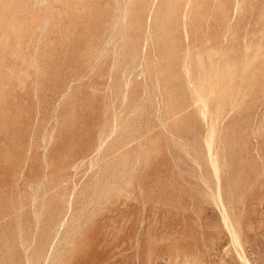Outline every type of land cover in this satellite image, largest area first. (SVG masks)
I'll return each mask as SVG.
<instances>
[{
    "label": "rangeland",
    "instance_id": "374dc122",
    "mask_svg": "<svg viewBox=\"0 0 264 264\" xmlns=\"http://www.w3.org/2000/svg\"><path fill=\"white\" fill-rule=\"evenodd\" d=\"M171 2L0 0V264H264V0Z\"/></svg>",
    "mask_w": 264,
    "mask_h": 264
},
{
    "label": "bare ground",
    "instance_id": "6f19581e",
    "mask_svg": "<svg viewBox=\"0 0 264 264\" xmlns=\"http://www.w3.org/2000/svg\"><path fill=\"white\" fill-rule=\"evenodd\" d=\"M144 1H145V0H144ZM165 1H166V0H165ZM175 1H177V0H175ZM181 1H182V0H181ZM186 1H187V0H186ZM189 1H190V0H189ZM193 1H194V2H193ZM198 1H199V0H198ZM200 1H202V0H200ZM138 2H139V1H138ZM141 2H142V1H141ZM191 2H193L194 5H197V4H195V3H197L196 0H191ZM235 2H236V1H235ZM9 3H10V2H9ZM139 3H140V2H139ZM143 3H144V2H143ZM168 3H170V1H169ZM168 3H167V4H168ZM172 3L175 4V2H173V0H172V2H171V6H172ZM184 3H185V5H186L187 2H184ZM198 3H199V2H198ZM201 3H202V2H201ZM10 4H13V3H10ZM179 4H180V3H179ZM181 4H183V3H181ZM5 5H6V4H5ZM139 5H141V4H139ZM152 5H153V4H152ZM168 5H169V4H168ZM175 5H176V4H175ZM177 5H178V3H177ZM142 6H143V5H142ZM178 6H180V5H178ZM188 6L190 7V5H188ZM233 6L236 7V3H235V5H233ZM10 7H11V6H10ZM173 7H174V6H173ZM180 7H182V6H180ZM192 7H196V6H192ZM4 8H5V7H4ZM136 8H138V7H136ZM145 8H146V7H145ZM151 8H153V7H151ZM177 8H178V7H177ZM183 8H184V6H183ZM198 8H199V7H198ZM179 9H180V8H179ZM189 9H190V8H189ZM202 9H203V8H202ZM220 9H221V8H220ZM9 10H10V8H9ZM135 10H136V9H135ZM148 10H149V9H148ZM150 10H151V9H150ZM170 10H171V12H172V9H170ZM182 10H183V9H182ZM234 10H235V9H234ZM234 10H233V11H234ZM4 11H5V10H4ZM7 11H8V9H7ZM141 11H142V9H141ZM154 11H155V10H154ZM173 11H174V10H173ZM177 11H178V10H177ZM180 11H181V10H180ZM183 11H184V10H183ZM197 11H198V10H197ZM5 12H6V11H5ZM5 12H4V14H5ZM147 12H148V11H146V13H147ZM151 12H152V11H151ZM155 12H157V11H155ZM155 12H154V13H155ZM192 12H193V11H192ZM200 12H202V11H200ZM210 12H211V11H210ZM220 12H222V11L220 10ZM262 12H263V11H262ZM6 13H7V12H6ZM133 13H134V12H133ZM144 13H145V12H144ZM148 13H149V12H148ZM176 13H177V12H176ZM183 13H184V12H182V15H181L182 17H183ZM222 13H223V12H222ZM222 13H221V14H222ZM10 14H11V13H10ZM200 14H202V13H200ZM204 14H205V12H204ZM234 14H235V13H233V15H234ZM142 15H143V14H142ZM151 15H152V13H151ZM157 15H158V14H157ZM184 15H186V14L184 13ZM188 15H189V14H188ZM188 15H186L187 18H188ZM222 15H223V14H222ZM224 15H225V14H224ZM143 16H144V15H143ZM205 16H206V15H205ZM134 17H135V16H134ZM202 17H203V16H202ZM232 17H233V16H232ZM258 17H259V16H258ZM124 19H125V18H124ZM138 19H139V18H138ZM138 19H137V20H138ZM221 19H222V18H221ZM181 20H182V19H181ZM186 20H187V19H186ZM140 21H141V20H140ZM140 21H139V22H140ZM183 21H184V20H183ZM183 21H182V23L185 25V23H184ZM190 21H191V20H190ZM30 22H31V21H30ZM173 22H174V21H173ZM197 22H198V21H197ZM175 23H176V22H175ZM178 23H179V22H178ZM208 23H209V22H208ZM222 23H223V22H222ZM250 23H251V22H250ZM139 24H141V23H139ZM158 24H159V23H158ZM158 24H157V25H158ZM198 24H199V23H198ZM244 24H245V23H244ZM129 25H130V22H129ZM131 25H132V24H131ZM143 25H144V24H143ZM159 25H160V24H159ZM141 26H142V24H141ZM253 26H254V25H253ZM128 27H129V26H128ZM174 27H175V26H174ZM184 27H185V26H184ZM251 27H252V26H251ZM182 28H183V27H182ZM182 28H181V29H182ZM193 28H194V27H193ZM202 28H203V27H202ZM150 29H151V28H150ZM179 29H180V28H179ZM181 29H180V30H181ZM259 29L261 30V28H259ZM135 30H136V29H135ZM140 30H141V29H140ZM146 30H147V29H146ZM183 30H185V29H183ZM194 30H195V29H194ZM200 30H201V29H200ZM222 30H224V29L221 28V31H222ZM253 30H254V28H253ZM257 30H258V28H257ZM128 31H129V30H128ZM128 31H127V32H128ZM150 31H151V30H150ZM171 31H172V30H171ZM262 31H263V30H262ZM133 32H134V31H132V33H133ZM136 32H137V31H136ZM200 32H201V31H200ZM200 32H199V33H200ZM202 32H203V31H202ZM222 32H224V31H222ZM125 33H126V32H125ZM128 33H129V32H128ZM145 33H146V32H145ZM170 33H171V32H170ZM174 33H175V32H174ZM184 33H185V32H184ZM148 34H149V32H148ZM148 34H147V35H148ZM185 34H186V33H185ZM200 34H201V33H200ZM210 34H211V33H210ZM222 34H223V33H222ZM132 35L134 36L135 34H132ZM150 35H151V34H150ZM183 35H184V34H183ZM183 35H182V36H183ZM203 35H204V34H203ZM126 36H129V35H126ZM145 36H146V35H145ZM186 36H188V35H186ZM195 36H196V35H195ZM205 36H206V34H205ZM217 36H218V34H217ZM137 37H138V36H137ZM197 37H198V35H197ZM223 37H224V36H223ZM138 38H140V37H138ZM147 38H148V37H146V39H147ZM129 39H130V38H129ZM136 39H137V38H136ZM136 39H135V40H136ZM146 39H144V40L146 41ZM178 39H179V38H178ZM223 39L225 40V37H224ZM131 40H133V39H131ZM202 40H203V39H202ZM217 40H218V39H217ZM217 40H216V41H217ZM140 41H141V40H140ZM129 42H130V40H129ZM129 42H128V43H129ZM147 42H148V41H147ZM194 42H195V41H194ZM198 42H199V41H198ZM222 42H223V41H222ZM223 45H224V44H223ZM137 46H138V45H137ZM137 46H136V48H137ZM138 47H139V46H138ZM231 47H232V46H231ZM231 47H230V48H231ZM221 48H222V47H221ZM221 48H220V49H221ZM140 49H141V48H140ZM233 49H234V48H233ZM133 50H134V49H133ZM159 50H160V49H159ZM225 50H226V49H225ZM240 50H241V49H240ZM160 51H161V50H160ZM229 52H230V51H229ZM213 53H214V52H213ZM213 53H212V55H213ZM216 54H217V51H216ZM157 55H158V54H157ZM219 55H220V54H219ZM158 56H159V55H158ZM215 56H216V55H215ZM150 58H151V57H150ZM231 58H232V56H231ZM211 60H212V58H211ZM223 60H224V59H223ZM228 60H229V59H228ZM186 61H187V60H186ZM192 61L194 62V59H193ZM214 61H215V60H214ZM221 61H222V60H221ZM238 61H239V60H238ZM151 62H152V61H151ZM153 62H154V60H153ZM259 62H260V61H259ZM188 64H189V63H188ZM185 65H186V63H185ZM190 65H191V64H190ZM212 65H213V63H212ZM259 65H260V63H259ZM151 66H152V65H151ZM188 66H189V65H188ZM255 66H256V65H255ZM186 67H187V66H186ZM261 67H262V65H261ZM153 68H154V66H153ZM210 68H211V67H210ZM257 68H258V67H257ZM160 69H161V68H160ZM154 70H155V69H154ZM187 70L189 71V74H190V70H189V69H187ZM188 71H187V72H188ZM246 71H247V70H246ZM248 72H249V71H248ZM256 72H257V70H256ZM259 73H260V72H259ZM259 73H258V74H259ZM189 74H188V75H189ZM185 75H187V73H186ZM246 75H247V74H246ZM246 75H245V76H246ZM261 75H262V72H261ZM259 76H260V75H259ZM186 77H187V76H186ZM215 78H217V77H215ZM234 78H235V77H234ZM188 79H191V77L188 78ZM188 79H187V80H188ZM202 79H203V78H202ZM204 79H205V77H204ZM212 79H213V78H212ZM206 80H207V79H206ZM208 80H210V79H208ZM188 81H189V80H188ZM208 82H209V81H207V84H208ZM213 82H214V81H213ZM236 82H238V81H236ZM189 83H190V82H189ZM191 83H193V82H191ZM209 83H211V81H210ZM215 84H217V83H215ZM232 84H233V83H232ZM205 86H206V85H205ZM213 86H214V85H213ZM217 86H218V84H217ZM233 87H234V85H233ZM192 88H193V87H192ZM192 88H191V90H192ZM204 88H205V87H204ZM206 88H207V87H206ZM194 89H196V88H194ZM213 89H214V88H213ZM219 89H221V88H219ZM256 89H257V88H256ZM168 90H169V89H168ZM215 90H216V89H215ZM215 90H214V93H215ZM231 90H232V89H231ZM233 90H234V88H233ZM192 91H193V90H192ZM194 91L196 92V90H194ZM194 91H193V92H194ZM201 91H202V89H201ZM201 91L199 90V92H201ZM197 92H198V91H197ZM199 92H198V93H199ZM202 92H204V90H203ZM205 92H207V90H206ZM230 92H231V91H230ZM191 93H192V92H191ZM207 93H208V92H207ZM233 93H234V92H233ZM246 93H247V92H246ZM194 94H195V93H194ZM203 94H206V93H203ZM212 94H213V90H212ZM212 94H211V95H212ZM213 95H214V94H213ZM150 96H151V95H150ZM257 96H258V95H257ZM194 97H195V95H194ZM205 97H206V96H205ZM209 97H210V96H209ZM209 97H208V98H209ZM195 98H196V97H195ZM253 98H254V96H253ZM145 99H146V98H145ZM212 99H213V98H212ZM260 99H261V98H260ZM194 100H196V99H194ZM143 102H144V101H143ZM197 102H198V101H197ZM197 102H196V103H197ZM199 102H200V101H199ZM207 102H208V101H207ZM252 102H255V101H252ZM140 104H141V103H140ZM207 104H208V103H207ZM196 105H197V104H196ZM200 105H201V103H200ZM208 106H209V104H208ZM216 106H217V105H216ZM198 108H199V107H198ZM205 108H206V107H205ZM247 108H248V107H247ZM214 109H215V108H214ZM216 109H217V107H216ZM257 109H258V108H257ZM217 110H218V109H217ZM210 111H211V110H210ZM212 111H213V110H212ZM208 112H209V110H208ZM216 112H217V111H216ZM199 113H200V111H199ZM209 113H210V112H209ZM209 113H208V114H209ZM214 113H215V112H214ZM217 113H218V112H217ZM217 113H215V114H217ZM212 114H213V112H212ZM208 116H209V115H207V117H208ZM211 116H212V115H211ZM211 116H210V117H211ZM213 116H215V115H213ZM213 118H214V117H212V119H213ZM212 119H211V120H212ZM257 120H258V119H257ZM212 122H213V121H212ZM216 122L218 123L217 120H216ZM210 123H211V122H210ZM127 125H128V124H127ZM214 125H216V123H215ZM209 126H210V124H209ZM214 127H215V126H214ZM138 129H139V128H138ZM208 129H209V128H208ZM214 129H215V128H214ZM209 130H210V129H209ZM230 130H231V129H230ZM210 131H211V130H210ZM215 131H216V130H215ZM257 131H258V128H257ZM211 132H212V131H211ZM211 132H210V133H211ZM210 133L208 132V134H210ZM259 134H260V133H259ZM107 135H108V134H107ZM214 135H215V133H214ZM228 135H229V134H228ZM257 135H258V134H257ZM125 136H126V135H125ZM224 136H225V135H224ZM107 137H108V136H107ZM206 137H207V136H206ZM209 137H210V136H209ZM213 137H214V136H213ZM232 138H234V137H232ZM255 138H256V137H255ZM261 138H262V137H261ZM104 140H105V139H104ZM213 140H214V139H212V141H213ZM231 142H232V141H231ZM238 142H239V141H238ZM260 142H261V144H262V141H260ZM102 143H103V142H102ZM228 143H229V142H228ZM204 144H205V143H204ZM100 145H101V144H100ZM205 145H206V144H205ZM222 145H223V144H222ZM229 145H230V144H229ZM104 146H105V145H104ZM235 147H236V146H235ZM102 148H103V147H102ZM233 148H234V147H233ZM261 148H262V145H261ZM115 149H116V148H115ZM231 149H232V148H231ZM239 149H240V148H239ZM225 150H226V149H225ZM234 150H235V148H234ZM207 151H208V150H207ZM207 151H206V152H207ZM210 151H211V150H210ZM236 151H237V150H236ZM257 151H258V149H257ZM216 152H217V151H215V153H216ZM225 152H226V151H225ZM230 152H231V151H230ZM232 152H234V151H232ZM241 152H242V151H241ZM255 152H256V151H255ZM255 152H254V154H255ZM263 152H264V151H263ZM97 153H99V151H97ZM210 153H212V152H210ZM213 153H214V152H213ZM207 154H208V153H207ZM225 154H226V153H225ZM256 154H257V153H256ZM259 154H260V153H259ZM212 155H214V154H212ZM212 155H211V156H212ZM216 155H218V154H215V156H216ZM228 155H229V153H228ZM92 156H93V155H92ZM207 156H210V155L208 154ZM258 156H259V155H258ZM227 157H228V156H227ZM233 157H234V156H233ZM260 157H261V156H260ZM46 158H47V157H46ZM209 158H210V157H209ZM209 158H208V161H209ZM216 158H217V156H216ZM228 158H229V157H228ZM84 159H85V158H84ZM211 159H212V157H211ZM46 160H47V159H46ZM223 160H224V159H223ZM231 160H232V159H231ZM242 160H243V159H242ZM82 161H83V159H82ZM229 161H230V160H229ZM229 161H228V162H229ZM47 162H48V161H47ZM76 162H77V161H76ZM92 162H93V161H92ZM210 162H211V161H210ZM260 162H261V161H260ZM90 163H91V160H90ZM95 163H96V162H95ZM225 163H226V162H225ZM78 164H80V163H78ZM217 164H218V163H217ZM260 164H261V163H260ZM222 165H224V164H222ZM238 165H239V164H238ZM210 166H211V164H210ZM217 166H218V165H217ZM260 167H262V166H260ZM72 168H73V166H72ZM72 168H71V169H72ZM75 168H76V167H75ZM217 168H219V167H217ZM212 169H213V168H212ZM261 169H262V168H261ZM224 170H226V168H225ZM231 170H232V169H231ZM262 170H263V169H262ZM127 171H128V170H127ZM218 171H219V170L217 169V172H218ZM245 173H246V172H245ZM213 174H214V172H213ZM254 174H255V173H254ZM258 174H259V173H258ZM244 175H245V174H244ZM259 175H260V174H259ZM214 176H215V175H214ZM222 176H223V175H222ZM245 176H246V175H245ZM252 176H253V175H252ZM252 176H251V177H252ZM260 176H261V175H260ZM230 177H231V176H230ZM230 177H229V178H230ZM237 177H238V176H237ZM231 178H232V177H231ZM262 178H263V177H262ZM226 179H227V178H226ZM234 179H235V178H234ZM241 179H242V178H241ZM257 179H258V177H257ZM263 179H264V178H263ZM203 180H204V179H203ZM230 180H231V179H230ZM221 181H222V180H221ZM245 181H246V180H245ZM251 181H252V180H251ZM260 182H261V184H262V181H260ZM36 183H37V182H36ZM205 183H206V182H205ZM252 183H253V182H252ZM98 184H99V183H98ZM219 184H220V182H219ZM116 185H117V184H116ZM214 185H216V184H214ZM42 186H43V185H42ZM216 186H217V185H216ZM219 186H220V185H219ZM263 186H264V185H263ZM212 187H213V186H212ZM87 188H88V187H87ZM87 190H88V189H87ZM112 190H113V189H112ZM33 191H34V190H33ZM103 192H104V191H103ZM36 194H37V193H35L34 196H36ZM208 194H209V193H208ZM214 194H217V193H214ZM83 195H85V194H83ZM211 195H212V194H211ZM95 196H96V195H95ZM104 196H105V195H104ZM215 196H217V195H215ZM85 197H87V196H85ZM32 198H33V197H32ZM83 198H84V197H83ZM216 198H218V196H217ZM220 198H221V197H220ZM33 199H34V198H33ZM213 199H215V198H213ZM84 200H85V199H84ZM108 200H109V199H108ZM87 202H88V201H87ZM103 202H104V201H103ZM216 202H217V201H214V203H216ZM257 202H258V201H257ZM82 203H83V201H82ZM219 203H220V202H219ZM222 204H223V203H222ZM66 205H67V204H66ZM220 205H221V204H220ZM223 205H224V204H223ZM67 207H68V206H67ZM217 207H218V205H217ZM221 207H222V206H221ZM221 207H220V208H221ZM223 207H225V206H223ZM69 208H70V207H69ZM81 208H82V207H81ZM67 209H68V208H67ZM85 209H86V208H85ZM223 209H224V208H223ZM223 209H222V210H223ZM225 210H226V209H225ZM225 210H224V211H225ZM80 211H81V210H80ZM84 211H86V210H84ZM89 211H90V210H89ZM224 211H223V212H224ZM221 212H222V211H221ZM60 213H61V212H60ZM83 213H84V212H83ZM86 213H87V212H86ZM89 213H90V212H89ZM226 213H227V212H225V214H226ZM234 213H235V212H234ZM87 214H88V213H87ZM87 214H86V215H87ZM220 214H221V213H220ZM65 215H66V214H65ZM88 215H89V214H88ZM227 215H228V214H227ZM227 215H226V216H227ZM221 216H222V215H221ZM230 216H231V215H230ZM257 216H258V215H257ZM70 217H71V216H70ZM85 217H86V216H85ZM58 218H59V217H58ZM64 218H65V217H64ZM221 218H222V217H221ZM84 219H86V218H84ZM228 219H229V217H228ZM233 219H234V218H233ZM61 220L63 221V219H61ZM143 220H144V219H143ZM256 220H257V219H256ZM228 221H229V220H228ZM83 222H84V221H83ZM226 222H227V220H226ZM229 222H230V221H229ZM57 223H58V222H57ZM223 223H224V222H223ZM257 223H258V222H257ZM82 224H83V223H82ZM231 224H232V223H231ZM260 224H261V223H260ZM61 225H62V223L60 222V226H61ZM139 225H140V224H139ZM226 225H227V224H226ZM256 225H257V224H256ZM258 225H259V224H258ZM55 226H56V224H55ZM81 226H82V225H81ZM55 228H56V230H57L58 226L55 227ZM227 228H230V226H229V227L227 226ZM231 228H232V227H231ZM59 229H60V228H58V230H59ZM61 229H62V228H61ZM232 229H233V228H232ZM236 229H237V228H236ZM58 230H57V232H58ZM62 230H63V229H62ZM62 230H61V231H62ZM230 231L233 232L232 230H230ZM235 231H236V230H235ZM228 232H229V229H228ZM219 233H220V232H219ZM59 234H60V232H59ZM63 234H64V233H63ZM75 234H76V232H75ZM230 234H231V233H230ZM233 234H234V235H233V236H234V239H235L238 243H240L239 235L236 234V233H233ZM55 235H56V234H55ZM55 235H54V236H55ZM220 236H221V235H220ZM242 236H243V235H242ZM58 237H59V235H58ZM63 237H64V236H63ZM207 237H209V236H207ZM217 237H218V236H217ZM231 237H232V236H231ZM210 238H211V237H210ZM212 238H213L212 240H214V237H212ZM52 239H53V238H52ZM210 240H211V239H210ZM230 240H231V239H230ZM65 242H67V241L65 240ZM65 242H62V243H65ZM212 242H213V241H212ZM212 242H211V243H212ZM233 242H234V241H233ZM54 243H55V241H54ZM51 244H52V243H51ZM218 244H219V243H218ZM240 244H241V243H240ZM247 244H248V243H247ZM64 245H65V244H64ZM237 245H239V244H237ZM252 245H253V244H252ZM255 245H256V244H255ZM52 246H53V245H52ZM210 246L212 247V245H210ZM210 246H208V247H210ZM214 246H215V245H214ZM232 246L234 247L235 244H234V245L232 244ZM240 246H241V245H240ZM256 246H257V245H256ZM258 246H259V245H258ZM258 246H257V247H258ZM64 247H65V246H64ZM208 247H207V248H208ZM217 247H218V246H217ZM215 248H216V247H215ZM234 248H236V246H235ZM238 248H239V247H238ZM240 248H241V247H240ZM52 249H53V248H52ZM209 249H211V248H209ZM218 249H219V248H218ZM241 249H242V248H241ZM49 251H50V250H49ZM216 251H217V249H216ZM237 251H238V250H237ZM240 251H241V250H240ZM242 251H243V250H242ZM251 251H252V250H251ZM48 253H49V252H48ZM212 253H213V251H212ZM214 253H215V252H214ZM243 253H244V252H243ZM239 254L241 255L242 253L239 252ZM237 255H238V254H237ZM46 256H47V255H46ZM207 256H208V255H207ZM241 256H242V255H241ZM244 256H245V255H244ZM195 257H196V256H195ZM46 259H48V258L46 257ZM185 259H186V258H185ZM239 259H240V257H239ZM241 260H242V259H241ZM187 261H188V260H187ZM239 261H240V260H239ZM244 261H245V260H243V262H244ZM247 261H248V263H249V260H247ZM46 262H47V261H46ZM185 262H186V261H185ZM189 263H190V262H189ZM240 263H241V262H240ZM191 264H192V263H191ZM244 264H246V263L244 262ZM249 264H250V263H249Z\"/></svg>",
    "mask_w": 264,
    "mask_h": 264
}]
</instances>
